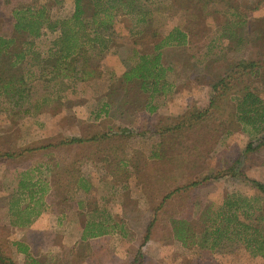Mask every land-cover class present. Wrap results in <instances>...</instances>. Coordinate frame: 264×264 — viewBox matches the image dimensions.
<instances>
[{
  "label": "rangeland",
  "instance_id": "1",
  "mask_svg": "<svg viewBox=\"0 0 264 264\" xmlns=\"http://www.w3.org/2000/svg\"><path fill=\"white\" fill-rule=\"evenodd\" d=\"M206 3L154 0L147 23L119 8L115 34L94 61L93 78L52 82L48 90L43 82L35 84L33 95L51 91L58 98L50 105L32 100L30 114L21 115L23 106L4 101L2 257L12 264H264L243 245L223 241L214 251L188 248L172 233V220L198 217L233 192L259 197L251 181L264 183V144L246 151L255 135L236 117L240 86L208 109L218 94L212 85L240 60L259 63L262 76L252 88L264 100V0ZM21 6L44 7L55 22L71 16L74 0H0V36L15 35L12 11ZM175 26L188 32L190 46L162 50V65L171 69L161 82L164 89L150 97L139 82L123 76L141 55L154 54L155 45ZM45 33L34 46L42 54L59 37V31ZM29 70L27 59L11 73ZM95 135L97 140L66 143ZM24 181L32 185L26 189ZM28 192H33L32 203ZM169 193L172 197L163 202ZM11 199L21 200V208L30 206L32 215L18 212V201ZM259 205L264 212V200ZM38 212L45 214L35 216ZM28 218L36 219L37 229L14 227L13 222ZM87 222L106 223L111 233L83 240Z\"/></svg>",
  "mask_w": 264,
  "mask_h": 264
},
{
  "label": "trees",
  "instance_id": "2",
  "mask_svg": "<svg viewBox=\"0 0 264 264\" xmlns=\"http://www.w3.org/2000/svg\"><path fill=\"white\" fill-rule=\"evenodd\" d=\"M210 4L215 0H203ZM154 0H74V10L66 19L51 21L47 10L40 6H21L12 11L15 35L0 36V110L7 99L13 107L23 106L17 113H31L30 103L36 100L39 105H50L58 98L51 91L38 97L31 92L32 87L39 82L50 88L52 82L80 81L86 82L93 78L96 70L94 61L109 49L114 32L115 11L126 9L129 15H135L147 23L152 15L150 7ZM261 3L255 5L256 11ZM92 10L87 16V10ZM59 31L46 54L34 49L36 41L46 33ZM26 36L22 42L19 38ZM190 46V36L180 26L172 28L162 40L155 45L154 54L140 56V62L134 68L125 72L123 80L139 82L141 90L150 93V97L162 91L161 85L166 72L171 69L162 65L163 49L165 47ZM29 61L31 70L25 75L11 73L23 61ZM259 63L256 61L240 60L227 74L212 85L217 92V100L212 98L209 108L216 107L217 101L224 98L232 88L240 86V96L235 97L237 121L244 127H250L255 135L254 142L247 145L246 151H253L264 144V100L252 88V83L261 79ZM245 81L247 82L246 86ZM244 85V86H243ZM50 92V93H49ZM54 95V96H52ZM40 102L42 104H40ZM27 105V106H26ZM25 106V107H24ZM153 108L150 107V111ZM207 109V110H208ZM207 110L200 112L205 115ZM198 116V117H199ZM97 140L92 138H68V145ZM251 184L260 196L244 197L235 192L228 194L223 204L206 210H201L198 217L190 214L172 220V233L185 247H199L216 250L223 241L240 244L250 253L264 259V212L259 205L264 200V183L252 180ZM32 184H23L28 189ZM169 193L163 202L172 197ZM31 197V196H30ZM68 200V194L64 197ZM193 217V218H192ZM116 226H112L115 228ZM108 224L87 222L84 225L82 239L100 237L110 234ZM26 252V249H22ZM140 254V253H139ZM0 263L12 264L10 259L0 255ZM133 264V263H132Z\"/></svg>",
  "mask_w": 264,
  "mask_h": 264
},
{
  "label": "crops",
  "instance_id": "3",
  "mask_svg": "<svg viewBox=\"0 0 264 264\" xmlns=\"http://www.w3.org/2000/svg\"><path fill=\"white\" fill-rule=\"evenodd\" d=\"M27 182H23V183H21V185L22 184H26ZM35 185V184H34ZM1 193V195H0V198L1 199H3V198H5V197H7V193H4V191H2V192H0ZM18 193L20 194L21 193V190L20 191H18ZM29 194H28V196H29V201L32 203L33 202V199H35L34 198V195H33V192H28ZM45 194V193H44ZM49 194V193H48ZM48 194L46 195V197L48 196ZM42 197H43V195L42 194H40ZM21 196L23 197L22 199H25V194L24 195H22L21 194ZM31 196V197H30ZM38 197V200H41V198L42 197ZM12 200V202L13 203H15L16 201H18L17 199H11ZM37 200V199H36ZM35 201V200H34ZM47 201V200H46ZM67 201V200H66ZM19 202H21V200L20 201H18V204H16V208H17V211L18 212H21V213H25V214H27V215H32L31 214V212L30 211H32V210H30L29 209V207L30 206H25V207H23V208H21V206H19ZM9 210L10 211H12V209L11 208H9ZM44 214H45V212H43ZM43 213H36L35 214V216H42L43 217ZM38 217H36V219L38 218ZM42 217H40V218H42ZM36 219H34V218H28L27 220H23L24 222H21V223H17L16 221L15 222H13V225H14V227L15 228H17L18 226H20V227H24V228H26L27 230H33V229H37V227H36V225H37V222H35V220ZM39 219V218H38Z\"/></svg>",
  "mask_w": 264,
  "mask_h": 264
}]
</instances>
